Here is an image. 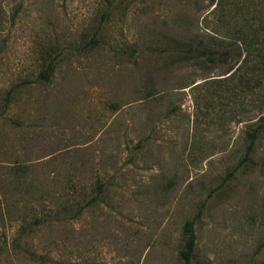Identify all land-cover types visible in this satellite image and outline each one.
<instances>
[{"label": "rangeland", "instance_id": "374dc122", "mask_svg": "<svg viewBox=\"0 0 264 264\" xmlns=\"http://www.w3.org/2000/svg\"><path fill=\"white\" fill-rule=\"evenodd\" d=\"M259 5L0 0V264H182L189 219L190 264H264L259 91L203 50Z\"/></svg>", "mask_w": 264, "mask_h": 264}, {"label": "trees", "instance_id": "16d2710c", "mask_svg": "<svg viewBox=\"0 0 264 264\" xmlns=\"http://www.w3.org/2000/svg\"><path fill=\"white\" fill-rule=\"evenodd\" d=\"M264 2V0H261ZM259 9L255 11V14L246 15L237 13V15L230 14L226 18L224 23L229 25L228 30L222 32L213 28V34L210 36L213 46H205L203 49L204 54L209 57L210 61L217 60H231L238 61L236 68L228 74L230 78L235 77L236 85L245 87L244 91H249L251 88H258L259 102L258 107L264 109V9L262 5H259ZM227 27V26H226ZM223 42L224 48L215 47L214 43ZM201 50V51H203ZM199 56L200 53H196ZM53 67L51 63H48L39 73L38 77L48 79L52 73ZM22 83L31 82V80H23ZM20 83L10 86L4 95L3 106L8 105L13 91L18 87ZM246 110L243 107V111ZM2 111H0V115ZM263 118V117H262ZM264 123L260 122L253 127H250L245 131L247 143L245 146L244 154L239 160L238 165L253 164L252 153L254 152V144L259 137L260 131ZM183 233L185 236L183 248L180 250L179 255L182 264H190L193 256V251L196 242V235L194 232L193 219L185 221L183 225Z\"/></svg>", "mask_w": 264, "mask_h": 264}]
</instances>
